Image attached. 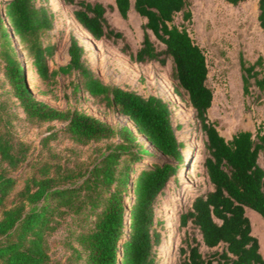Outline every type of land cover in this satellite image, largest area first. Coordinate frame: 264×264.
Masks as SVG:
<instances>
[{"label": "trees", "instance_id": "trees-1", "mask_svg": "<svg viewBox=\"0 0 264 264\" xmlns=\"http://www.w3.org/2000/svg\"><path fill=\"white\" fill-rule=\"evenodd\" d=\"M226 1L238 4L244 0ZM64 2L72 5L75 18L94 38L120 39L131 59L165 63L170 58L176 91L185 93L195 109L204 135L207 154L203 165L211 188L198 192L179 214V225L189 224L193 231L186 246L180 247L182 264H264L246 214L249 208L264 218V128L240 129L226 138L209 119L213 91L207 82L206 56L185 23L193 15L190 0H133V8L143 17L142 36L135 49L109 16L116 8L126 18L131 0ZM176 15L181 17L179 22L174 20ZM257 19L264 31V0H257ZM54 20L48 0H0V66L9 94L28 118L64 121L63 129L76 142L114 135L118 141L82 173L84 177L77 183L62 182L71 180L72 175L65 174L59 163L50 162L40 164L38 176L25 178L18 192L20 201L4 208L0 217V263L46 264L45 232L54 213L71 206L78 212L86 208L95 214L91 228L77 235L86 250L87 264H157L155 246L161 239L157 225L162 222L155 204L168 181L178 180L185 163V147L176 134L169 102L157 94L144 96L103 82L85 63L83 45L73 34L69 36L68 61L50 68L48 60L55 48L50 40ZM27 62L43 80L77 72L83 91L115 106L166 158L141 167L130 178L131 162L139 160L145 151L135 148L132 130L126 125L113 127L75 108H56L37 98L28 83ZM239 63L244 92L252 84L264 90V72L257 68L263 64L262 56L251 62L240 51ZM24 155V146L16 145L9 130L0 131V161L15 168ZM16 180L15 175L0 169V205ZM127 187L131 188L129 203L125 200ZM202 245L207 248L204 252Z\"/></svg>", "mask_w": 264, "mask_h": 264}, {"label": "rangeland", "instance_id": "rangeland-1", "mask_svg": "<svg viewBox=\"0 0 264 264\" xmlns=\"http://www.w3.org/2000/svg\"><path fill=\"white\" fill-rule=\"evenodd\" d=\"M48 1L55 12L54 27L50 32V40L55 42V48L48 60L50 68L68 61L69 36L73 34L83 45L85 63L103 82L137 91L144 96L157 94L169 102L176 134L185 147L182 149L185 163L179 171L178 180L168 181L155 204L157 218L162 222L157 225L161 239L155 248L157 264H182L180 247L186 246V240L193 231L189 224L179 225V214L190 205L198 192L210 189L211 185L203 165L207 154L203 144L204 135L187 95L176 91L171 59L167 58L165 63L156 60L137 62L131 59L120 39L94 38L75 18L72 5L64 0ZM190 8L192 19L185 23L205 52L207 82L213 91L208 109L209 119L214 121L218 131L226 138L240 129L255 130L259 125L264 128V90L260 91L252 84L249 91L244 92L239 63L240 51L245 60L251 62L260 55L263 64L257 68L264 72V31L257 19V0H244L238 4L226 0H190ZM109 16L112 23L124 31L131 48L135 49L141 40L143 17L133 8V0L126 18L116 8L109 12ZM174 20L179 22L180 15H176ZM15 43L23 59V52L16 40ZM26 71L29 86L37 98L56 108H75L113 127L126 125L132 130L137 141L135 148L145 151L139 160L131 162L130 178L141 167L166 158L143 134L136 131L132 121L119 113L115 106L83 91L77 72L70 75L59 73L55 79L48 81L38 77L30 62L26 63ZM9 93L10 87L0 66V131L8 129L16 145L25 148L24 158L17 167H9L0 161V169L17 178L0 205V217L4 208L20 201L18 192L25 178L33 174L38 176L37 168L41 163H59L65 174L72 175L71 180L63 179L62 182L77 183L83 179L82 173L118 141L114 135L86 143L76 142L63 129L64 121L28 118ZM125 192V200L129 203L131 188L127 187ZM63 208L54 213L50 229L45 232L46 264H87L86 250L77 235L91 228L95 214L86 208L80 212L71 206ZM246 214L264 257V218L249 208H246ZM200 249L203 252L207 250L204 245Z\"/></svg>", "mask_w": 264, "mask_h": 264}, {"label": "bare ground", "instance_id": "bare-ground-1", "mask_svg": "<svg viewBox=\"0 0 264 264\" xmlns=\"http://www.w3.org/2000/svg\"><path fill=\"white\" fill-rule=\"evenodd\" d=\"M19 47V46H18Z\"/></svg>", "mask_w": 264, "mask_h": 264}]
</instances>
